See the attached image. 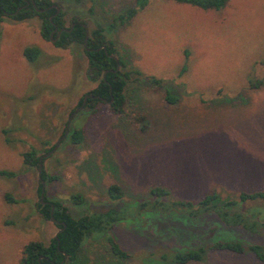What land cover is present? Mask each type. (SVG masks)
<instances>
[{
    "label": "rangeland",
    "instance_id": "374dc122",
    "mask_svg": "<svg viewBox=\"0 0 264 264\" xmlns=\"http://www.w3.org/2000/svg\"><path fill=\"white\" fill-rule=\"evenodd\" d=\"M48 1L60 7L64 26L71 18L88 31L113 23L106 37L142 75L130 74L122 113L98 102L70 117L96 84L85 75L82 45L58 47L44 39L38 17H2L0 169L15 175L0 176V264H18L24 243L47 244L57 230L36 209L37 167L22 164L21 157L29 149L43 155V200L60 201L73 218L139 202L153 186L166 188L168 201L196 202L215 193L217 206L237 200L240 192L264 191V0H229L219 11L149 0L124 22L114 18L134 0ZM28 46L40 51L34 61L22 54ZM147 75L160 78L161 85L148 83ZM248 80L261 82L254 88ZM166 90L173 103L163 99ZM138 113L145 115L144 131L138 129ZM74 126L81 130L78 144L69 142ZM113 183L123 193L118 200L106 195ZM76 193L78 204L71 200ZM4 194L17 201L6 202ZM263 205L249 200L226 210L264 220ZM110 233L126 258L114 256L98 235L86 239L77 261L65 264H175L153 259L198 247L204 248L200 259L187 264H264L249 251L210 248L217 240L237 241L258 244L264 254V229L250 233L225 226L213 212H142L117 222Z\"/></svg>",
    "mask_w": 264,
    "mask_h": 264
},
{
    "label": "trees",
    "instance_id": "16d2710c",
    "mask_svg": "<svg viewBox=\"0 0 264 264\" xmlns=\"http://www.w3.org/2000/svg\"><path fill=\"white\" fill-rule=\"evenodd\" d=\"M148 1L149 0H134V6L126 8L122 13H119L114 18V22H124L130 19L139 9L144 7ZM169 1L211 11H219L229 2V0ZM33 2L34 5L29 3L27 6H22V0H0V21L2 20V16L7 14L17 21L35 16L40 19V35L44 39L49 40V34L54 26H56L57 30L65 28V30L59 33L57 39L53 41L55 46L65 47L71 43H79L82 45L84 28L79 22H84L77 18H71L69 23L75 22V24L68 30L69 24L64 26L60 7L58 12H55L54 7L38 11L36 9L46 8L53 3L48 0H33ZM51 14L53 15L51 19H49ZM112 24L113 23H109L104 27L96 26L90 29L86 38L85 47L82 46L87 61L85 75L89 80L96 81L95 86L84 94L98 96V98H86L83 106L93 108L96 103L103 102L100 100V98H103L105 99L103 103H107L109 110L119 114L123 112V105L126 102L123 89L130 74L132 73L136 76H140L142 73L136 67L126 65L113 44V41L106 37L105 34L112 30ZM55 33L56 31L51 33V38L55 37ZM101 45L104 46L105 51L102 48L97 49ZM39 53V49L35 46H28L22 50L23 56L28 61H34ZM116 64L119 66L118 69L116 71H111V69L115 68ZM125 67L127 69H122ZM183 68L184 67H182V69ZM103 71H106L104 76H102ZM145 79L154 86H160L162 83L160 78L154 77L153 75H147ZM260 82V80H248L249 85L254 88L259 87ZM82 96L79 98L77 106L80 105ZM163 99L169 103H173L176 100L168 90L164 91ZM135 119L138 123V129L144 131L147 128L145 115L138 113ZM81 138V130L74 126L70 131L69 142L78 144ZM21 157L22 164L24 165L37 167L39 163V156L35 154L33 149L22 152ZM14 175V171L0 169V176L13 177ZM40 178L43 179V181L46 179L42 170L40 171ZM40 185L38 178L36 187L38 193L40 191ZM148 193V198L142 199L139 202L134 201L124 208L117 209L110 207L104 211L85 213L76 218L69 215L60 201H47L44 204H40L38 201L35 206L39 214L44 219L51 220L57 229L63 228L57 233L56 237L52 236L47 244H43L38 240H29L24 243L21 248L18 264H65L66 260L70 263L75 262L81 256L82 245L86 239L90 236L98 235L105 236L109 250L114 256L124 259L127 257V253L123 251L115 241L110 233V229L117 222L122 220H134L135 217L142 212H158L162 215H166L170 212H178L189 217H198L206 212H213L218 220L225 226H239L250 233H256L259 228L264 229V220L261 219V215L253 219H247L239 212H228L226 210V206L228 205L249 200L264 202V191L240 192L237 200L225 201L221 206H217L215 203L217 200V195L215 193L205 194L196 202L180 199L168 201L164 199V197L168 196L169 191L162 186L150 187ZM122 194L120 187L114 183L109 184L106 188V195L110 200H118L121 198ZM162 197L163 199L161 200ZM3 198L8 203H15L17 201V199H14L8 194H4ZM71 200L76 204L80 203V194H73ZM50 205L52 206L51 216ZM255 212L257 214L261 213L256 210ZM262 214H264V205ZM210 248L231 253L249 251L257 259L264 260L263 248L258 244L244 246L237 241L217 240L210 245ZM203 250V247H198L179 251H167L160 253L159 256L153 260H156L158 263L168 260L175 264H187L190 261L200 259Z\"/></svg>",
    "mask_w": 264,
    "mask_h": 264
},
{
    "label": "water",
    "instance_id": "95a60500",
    "mask_svg": "<svg viewBox=\"0 0 264 264\" xmlns=\"http://www.w3.org/2000/svg\"><path fill=\"white\" fill-rule=\"evenodd\" d=\"M28 3H29V1H26V2H25L26 5H27ZM30 3H31L32 5H34L33 0H30ZM50 7H54V8H55V12H58V11H59V7H58L57 5H55V4L49 5V6H47L46 8H43V9H36V10L41 11V10L48 9V8H50ZM81 25H82V27L84 28V37H83V40H82V45L85 47L86 38H87V35H88V29H87V27H86V25H85L84 23H82ZM62 30H65V28H60L59 30H57L55 38H54V39L49 38V40H51V41L53 42V41L57 38L58 34H59ZM68 30H70V29H68ZM49 37H50V36H49ZM100 48H102V49L105 51V48H104L103 45L99 46L97 49H100ZM118 67H119L118 64H116L115 68H114V69H111V71H116V70L118 69ZM105 72H106V71H103L102 76H104ZM91 97L98 98V96H95V95L84 94V95L82 96V100H81L80 105L77 106V107L71 112L70 117H71V116H72V115H73V114H74L79 108H81V107L83 106V104L85 103L86 98H91ZM100 100L103 101V102H105V99H103V98H100ZM68 120H69V118H68ZM66 127H67V125L65 126V132H66ZM53 149H54V147L52 148V150H53ZM52 150H49L46 154L50 153ZM42 156H43V155H40V156H39V163H38L37 168H36V174H37V177L39 178V181H40V184H41V185H40V191H39V202H40V204H44V203H46V201L43 200V195H44L43 179L40 178V171H41V158H42ZM51 211H52V206L50 205V216H51ZM62 228H63V227H62ZM62 228H58V229L56 230V232L54 233L53 236L56 237L57 233L60 232V231L62 230Z\"/></svg>",
    "mask_w": 264,
    "mask_h": 264
},
{
    "label": "flooded vegetation",
    "instance_id": "af4514ba",
    "mask_svg": "<svg viewBox=\"0 0 264 264\" xmlns=\"http://www.w3.org/2000/svg\"><path fill=\"white\" fill-rule=\"evenodd\" d=\"M22 1H23L22 6H27V5L30 3V0H22ZM26 1H29V3H28L27 5L25 4ZM52 15H53V14H51V15L49 16V19H51ZM4 16H9V14L4 15ZM2 17H3V16H2ZM79 23L82 24L81 22H79ZM74 24H75V22H70V23H69V29H71L72 26H73ZM84 24H85V23H84ZM58 30H59V29H58ZM54 31L57 32V28H56V26H54L53 29L51 30V32H50V34H49V36H50L49 38H51V33H53ZM58 35H59V34H58ZM55 36H56V33H55ZM57 37H58V36H57ZM54 38H55V37H54ZM54 38H51V39H54ZM56 39H57V38H56ZM56 39H55V40H56ZM55 40H54V41H55ZM82 46H83V45H82ZM83 47H84V46H83ZM64 132H65V129H64ZM46 202H47V201H46Z\"/></svg>",
    "mask_w": 264,
    "mask_h": 264
}]
</instances>
